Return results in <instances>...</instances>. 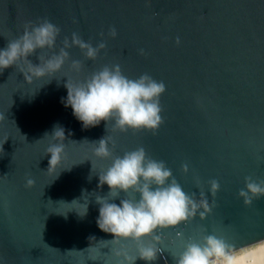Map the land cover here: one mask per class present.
<instances>
[{"label": "water", "instance_id": "95a60500", "mask_svg": "<svg viewBox=\"0 0 264 264\" xmlns=\"http://www.w3.org/2000/svg\"><path fill=\"white\" fill-rule=\"evenodd\" d=\"M44 19L61 29L57 51L73 33L106 47L95 60L67 49L70 59L54 76L29 81L15 66L0 72V264H128L125 255H139L136 241L97 224L94 195L109 191L99 172L111 161L95 156L93 141L104 136L118 155L143 146L187 193L214 201L206 218L159 229V242L145 237L159 248L157 259L135 264H176L188 239L206 234L237 248L264 240V198L245 205L238 195L245 177L264 180V0H0V49ZM38 56L29 59L38 64ZM71 60L82 62L79 72ZM116 64L129 78L147 73L166 85L155 133L122 132L114 121L85 129L62 102L67 77L83 80ZM57 124L65 151L48 171L45 134ZM211 179L221 184L216 197ZM83 196L90 203L82 217Z\"/></svg>", "mask_w": 264, "mask_h": 264}, {"label": "clouds", "instance_id": "9594fccd", "mask_svg": "<svg viewBox=\"0 0 264 264\" xmlns=\"http://www.w3.org/2000/svg\"><path fill=\"white\" fill-rule=\"evenodd\" d=\"M60 33L61 29L47 19L35 25L29 23L22 35L10 40L5 48L0 49V72L15 66L29 81L54 76L62 71L70 59L67 49L78 46L86 58L95 60L100 50L106 47L104 41L94 46L73 33L70 40L64 38L63 46L57 51ZM110 35H117L115 28L110 30ZM38 50L40 62L35 64L29 57ZM44 50H49L50 54L45 55ZM71 68L79 72L82 62L71 60ZM65 87L67 97L62 98V102L66 107L72 108L73 115L82 122L85 129L98 126L101 121H106L108 127V123L114 121L113 126L122 132L147 129L155 133L163 122L160 97L166 91V85L147 73L133 79L124 75L120 65H105L83 80L70 81L67 77ZM46 136H50L52 140L46 149L47 154H51L48 171H52L62 162L65 129L57 124ZM110 141L111 138L106 136L93 141L96 145L95 156L111 161L107 168L99 172V186L102 188L105 184L108 185V193L100 195L94 192L95 202L99 205L98 227L113 234L114 239H132L137 242L139 255H125L128 264H135L137 259L155 261L159 248L155 244L144 245V238L151 236L154 241L159 242V229L177 226L197 215L202 219L206 218L212 213L214 201L210 203L204 191H200L199 197L195 192L187 193L167 163L148 156L143 146L118 155L114 151V142L110 147ZM182 167L185 172L188 171L187 164ZM34 183V179L28 178L26 186L31 187ZM208 184L212 197H216L221 189L220 182L211 179ZM121 193L125 195L122 197ZM238 195L243 198L245 205L264 198V180L245 177V187L240 189ZM84 196V211L79 213L82 217L87 215L90 203V199L85 200ZM117 199L119 203L114 202ZM252 249L264 250V240L247 248H237L215 234H206L202 240L189 238L183 251L175 257V262L264 264V256H257ZM117 255L121 253L118 252Z\"/></svg>", "mask_w": 264, "mask_h": 264}, {"label": "bare ground", "instance_id": "6f19581e", "mask_svg": "<svg viewBox=\"0 0 264 264\" xmlns=\"http://www.w3.org/2000/svg\"><path fill=\"white\" fill-rule=\"evenodd\" d=\"M251 251H253L257 256H264V250L252 249Z\"/></svg>", "mask_w": 264, "mask_h": 264}]
</instances>
